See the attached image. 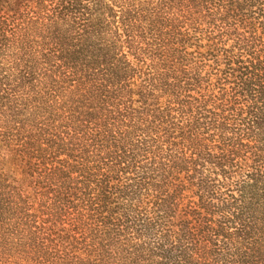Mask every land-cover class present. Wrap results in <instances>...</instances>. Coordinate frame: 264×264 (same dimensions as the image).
I'll return each mask as SVG.
<instances>
[{
	"label": "trees",
	"instance_id": "obj_1",
	"mask_svg": "<svg viewBox=\"0 0 264 264\" xmlns=\"http://www.w3.org/2000/svg\"><path fill=\"white\" fill-rule=\"evenodd\" d=\"M0 264H264V0H0Z\"/></svg>",
	"mask_w": 264,
	"mask_h": 264
}]
</instances>
